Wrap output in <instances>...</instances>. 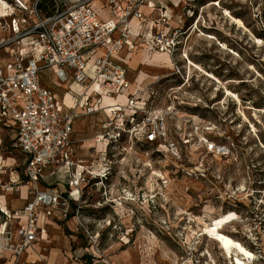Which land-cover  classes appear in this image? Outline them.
<instances>
[{
	"label": "rangeland",
	"instance_id": "374dc122",
	"mask_svg": "<svg viewBox=\"0 0 264 264\" xmlns=\"http://www.w3.org/2000/svg\"><path fill=\"white\" fill-rule=\"evenodd\" d=\"M76 1L38 0V10L47 18ZM105 1L90 0L99 7ZM212 1L187 3L180 15L183 27L169 20L168 32L179 31L172 59L178 71L165 64L128 90L146 101L144 90L153 87L151 107L141 113L151 110L164 117L168 146L162 141L147 145L138 136L131 142L127 134L118 148L108 147L109 175L91 180L84 190L82 227L74 229L77 222L70 214L72 224H60L51 242L40 245L39 257L29 252L21 256L26 264H210L206 251L214 264H225L217 247L202 236V223L224 203L248 215L252 237L238 236L243 243L251 241L247 246L258 259L254 264H264V0H221L220 8L243 28L215 7L203 10ZM182 2L171 0L176 8ZM5 21L0 19L2 26ZM140 51L154 54L152 46L141 45L130 60ZM184 57L199 69L189 67ZM4 130L0 123V196L6 200L0 208V264L12 258L3 250L5 241L13 239L7 218L23 207L25 201L18 199L26 186L24 158L13 147V135ZM96 150H89L92 158L81 157L92 172L101 164ZM39 184L40 190L56 184L66 190L55 178H42ZM241 226L233 229L240 232Z\"/></svg>",
	"mask_w": 264,
	"mask_h": 264
},
{
	"label": "built area",
	"instance_id": "2783aa9c",
	"mask_svg": "<svg viewBox=\"0 0 264 264\" xmlns=\"http://www.w3.org/2000/svg\"><path fill=\"white\" fill-rule=\"evenodd\" d=\"M147 1L106 0L99 7L78 0L67 11L57 10L47 18L40 16L38 0L5 2V17L0 16L3 21L8 18L3 26L0 22V123L4 132L13 135V147L24 158L23 178L30 191L24 207L7 218L13 239L5 241L3 250L12 257L9 264H24L21 256L26 250L50 243L43 240L49 221L65 223L72 214L77 222L74 229L82 227L78 220L84 190L91 180L103 181L109 175L108 147L120 145L127 134L131 142L140 140L138 136L147 145L162 141L168 146L164 117H155L151 110L141 113L151 107L147 103L154 96L153 87L144 90L146 101L136 97L138 91L125 95L127 71L113 58L123 49L133 53L138 46L150 45L153 53L164 52L173 59L179 31L168 32L169 19L161 8L152 9L155 19L143 15ZM44 69H52L60 85H70L66 90L72 97L69 114L60 110L55 94L41 84ZM92 84L111 99L125 95L128 101L126 108L109 111L95 133V142L102 149L105 146L104 151H95L101 163L97 172L74 158L73 118L81 113L95 115L101 107L100 99L86 95ZM72 85L78 91L73 92ZM46 168L65 183L64 192L55 187L40 190Z\"/></svg>",
	"mask_w": 264,
	"mask_h": 264
},
{
	"label": "bare ground",
	"instance_id": "6f19581e",
	"mask_svg": "<svg viewBox=\"0 0 264 264\" xmlns=\"http://www.w3.org/2000/svg\"><path fill=\"white\" fill-rule=\"evenodd\" d=\"M156 0H148L147 5H152ZM162 1L161 7L167 8V15L170 19L175 17L177 24L183 27L185 23V18L180 16L181 12L184 10L187 3L193 2L194 0H183L180 7H175L171 3H165V0ZM221 0H215L212 2H208L203 6L204 9H209L210 7H215L219 9L223 15L235 26L239 28H243L242 22L234 18L227 10H223L220 8ZM8 5L4 0H0V16H4V9H7ZM196 28V27H194ZM202 37H205L208 40L215 41V38L211 35L201 34ZM219 46V45H218ZM221 48H224L221 45ZM114 61L124 67L127 71V90L125 95L128 93V90H132L137 82H141L145 75H153L159 68L164 67L165 64H168V67H173V62L171 56H168L164 52L156 51L151 57L145 52L140 51L138 53L137 58L133 57L132 60H124L119 61L118 56L113 57ZM186 61H188L189 67H193L195 69H199L197 65L193 64L188 58L184 57ZM41 78L44 80V83L54 92L56 98L58 100V106L60 110L64 114L70 113V108L72 107V97L66 92L68 90L64 85H60L52 73L51 70L42 71L40 74ZM206 76L210 77L216 83L219 81L211 75L206 74ZM86 95L90 99H100L101 107L100 111H98L99 118H96L94 115H86V114H78L73 118L74 123V135L76 140L79 143V148L76 146L78 160H81L83 156H87L92 158L89 155V150L97 148L100 150L102 144L99 142H95L94 140V126L97 123H103L106 118V113L111 111L116 107L126 108L128 105V101L123 95L119 97V104H117L113 99L101 93L98 87L95 84H92L89 89L86 91ZM227 97H233V95L226 91ZM213 146H210V150H213ZM217 149H221V147H217ZM157 175L156 173H153ZM8 194L10 192V188L7 189ZM27 187L21 186L19 202H24L27 199ZM120 209H123L121 204H118ZM6 206V200L4 197L0 196V208ZM250 222L248 215L244 211H236L229 204H223L219 210L216 211L213 217H210L208 222H204L202 228V236L209 240L210 243L214 244L219 250L221 257L225 264H254L258 259L255 255L250 251L247 244L251 243V241L244 242L240 239V237H252L251 231L247 228L246 224ZM236 224L242 225L241 231L238 232L233 229V226ZM3 226L1 227V230ZM226 229H229L226 231ZM241 236H240V235ZM238 237H235V236ZM32 254L39 256L40 248L34 247L31 249ZM203 256L208 257L210 264H214L212 256L206 251Z\"/></svg>",
	"mask_w": 264,
	"mask_h": 264
},
{
	"label": "crops",
	"instance_id": "0c3cea01",
	"mask_svg": "<svg viewBox=\"0 0 264 264\" xmlns=\"http://www.w3.org/2000/svg\"><path fill=\"white\" fill-rule=\"evenodd\" d=\"M154 3L152 4V5H150V6H148L147 5V3H148V1H147V3L142 7V9H141V11H142V13H143V15H145L146 17H148V18H150V19H155V18H157V15H156V12H154L152 9H155V8H161V9H163V11L165 12V14H166V16L168 17V19L170 20V21H172V22H175L176 21V19H175V17H173L172 16V19L174 20H171L170 19V17L167 15V13H168V11H167V8L166 7H161L162 5V1L161 0H156V1H153ZM165 3H167V5H168V2L169 3H171V0H165L164 1ZM172 4V3H171ZM173 5V4H172ZM180 7V6H179ZM181 15V14H180ZM177 22V21H176ZM116 56H118V58H119V61H124V60H130V57L132 56L131 55V53H128V50L127 49H123L121 52H119L118 53V55H116ZM115 56V57H116ZM117 63V62H116ZM120 65V64H119ZM46 70H51L52 71V73H54V71L52 70V69H44V70H42V71H46ZM41 71V72H42ZM41 74V73H40ZM40 82H41V84L43 85V86H45V87H47V88H49L45 83H44V81H42L41 80V76H40ZM67 89H68V87L70 86L69 84H66V85H64ZM50 89V88H49ZM51 90V89H50ZM71 90L73 91V92H76V91H78V89H77V87L75 86V85H72L71 86ZM138 90V89H137ZM52 91V90H51ZM53 92V91H52ZM135 92V91H134ZM54 93V92H53ZM56 96V95H55ZM57 99V98H56ZM114 100V99H113ZM117 104H119L120 102H119V99H117V100H114ZM57 102H58V100H57ZM72 108V107H71ZM70 108V109H71ZM95 117H98L99 116V114L98 113H96L95 115H94ZM109 117V115H108V113H106V118H108ZM97 123V122H96ZM100 123H97V125H98V127H97V129H99L100 128V125H99ZM95 133V132H94ZM75 136H74V123H73V138H74ZM74 140H75V138H74ZM76 142V141H75ZM75 149H76V147L74 146V153H75V155H74V158L76 157V151H75ZM100 150H102V147L100 148ZM96 152H100L99 150H96ZM95 155V154H94ZM93 158L95 159V157L93 156ZM75 160H78L77 158H75ZM46 177V180H48V178H55V177H53L52 175H51V169L50 168H46L45 169V171H44V176L42 177V178H45ZM55 180L57 181L58 179L57 178H55ZM59 182H61L60 180H58ZM45 183H46V181H45ZM61 183H63L64 184V182H61ZM52 184H47V186H51ZM26 187H27V185H26ZM41 186L39 185V188H40ZM55 188H56V190L57 191H59L60 193H62V192H64V187L62 186V185H60V184H56L55 185ZM27 199L25 200V203H24V205L26 204V202H27V200H28V196H29V188L27 187ZM41 189H45V188H41ZM47 189V188H46ZM24 205H23V207H24ZM22 207V208H23ZM72 220V219H71ZM63 222H60V221H58V220H55V221H49L48 223H47V225L45 226V229H46V232H47V235L46 236H44V238H43V240H49L50 242H51V240H52V235L54 236V235H56V234H58V228H59V225L60 224H62ZM66 224L67 225H70V224H72L71 222H70V220H68L67 222H66ZM42 240V241H43ZM42 244H45L44 242H40L38 245H36L35 247H39L40 248V245H42ZM41 249V248H40ZM27 252H29V255L30 254H32V251H31V249H28V250H26L24 253H23V255L24 254H27ZM22 255V256H23ZM36 256V255H35ZM37 257H39V256H37ZM10 260H11V258H10ZM10 260L9 261H7V262H5V263H7V264H9L10 263ZM21 261L24 263V264H26L25 263V261H24V259L22 260L21 259ZM4 263V264H5Z\"/></svg>",
	"mask_w": 264,
	"mask_h": 264
},
{
	"label": "trees",
	"instance_id": "16d2710c",
	"mask_svg": "<svg viewBox=\"0 0 264 264\" xmlns=\"http://www.w3.org/2000/svg\"><path fill=\"white\" fill-rule=\"evenodd\" d=\"M38 8H39V6H38Z\"/></svg>",
	"mask_w": 264,
	"mask_h": 264
}]
</instances>
